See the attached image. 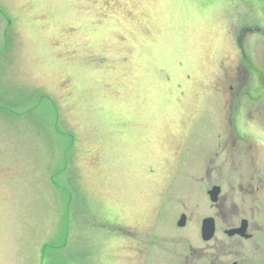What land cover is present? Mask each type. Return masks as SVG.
Here are the masks:
<instances>
[{"label": "rangeland", "instance_id": "rangeland-1", "mask_svg": "<svg viewBox=\"0 0 264 264\" xmlns=\"http://www.w3.org/2000/svg\"><path fill=\"white\" fill-rule=\"evenodd\" d=\"M210 216L264 264V0H0V264H213Z\"/></svg>", "mask_w": 264, "mask_h": 264}, {"label": "flooded vegetation", "instance_id": "flooded-vegetation-1", "mask_svg": "<svg viewBox=\"0 0 264 264\" xmlns=\"http://www.w3.org/2000/svg\"><path fill=\"white\" fill-rule=\"evenodd\" d=\"M215 186H218L220 188L218 194H217V197H216V200H212V197L210 198V200H212V202L214 204H216L214 207L217 209L220 207V205L222 204L223 202V199L222 198V201L220 200L221 198V194H222V187L220 185H214L213 187ZM250 191V190H249ZM209 192V191H208ZM253 191H250V193H252ZM256 191L254 190V193ZM255 200V199H254ZM221 202V203H220ZM170 203L168 201H162V203L160 204V206L158 207L157 209V218H158V221L161 222L162 224H166L167 222H165V211L166 209L169 207ZM182 216H185L186 219H187V215L183 212H181V216H180V219L178 220L177 224L179 226V222L181 221L182 219ZM207 218V217H206ZM210 218H212L214 220V223H215V232L213 234V236L208 239V240H205L203 238V240H205V243L207 244H211L214 248H218L219 247V250L221 251V254H219V257H217L216 260L213 261V264H244L245 260L243 258V255L241 254L240 251H236L234 248H229V251L228 252H225L224 251V248L227 247L225 245H219L218 243V238L216 236V230H217V222H216V218H214L213 216H210ZM178 219V214L176 213L175 215V219H172L171 221V225L167 224L171 229H173L172 225L174 226V224L176 223ZM126 226V225H125ZM244 226V232L243 233H235V234H229V230H234V229H239L241 227ZM129 229H130V225L127 226ZM175 227V226H174ZM261 226L257 225L256 222H255V215H252V217H248L247 215L243 216V218L241 219V222L239 225L237 226H232L230 228H227L225 229V233L230 237V238H234L235 240L237 241H251L254 237H255V232L260 229ZM133 229V230H132ZM132 229H130L132 235L130 237H124L125 239L126 238H130L131 240H135L137 245H138V251L142 254L144 253V248L141 246V243H143V245H145V248H147L146 251H149V253H151L153 251V245L155 244L154 243V240L152 237H150V232L148 233V237H143L141 234H139L138 231H134V227H132ZM153 229V227H152ZM151 229V230H152ZM174 230V229H173ZM203 235V233H202ZM216 236V237H215ZM157 240H159V237L157 238ZM228 246H231L233 247V245H228ZM150 248V250H148ZM148 255V254H147ZM224 256V257H228L229 256H232V255H238L240 256V260L239 259H230L229 258V261L227 259L225 260H221L220 259V256Z\"/></svg>", "mask_w": 264, "mask_h": 264}, {"label": "water", "instance_id": "water-1", "mask_svg": "<svg viewBox=\"0 0 264 264\" xmlns=\"http://www.w3.org/2000/svg\"><path fill=\"white\" fill-rule=\"evenodd\" d=\"M220 188L218 186L214 187L212 191H210V194L212 196V200H216L217 194L219 192ZM186 223V217L182 216L181 221L179 222V225H184ZM244 226L239 229L229 230V234H235V233H243L244 232ZM202 232L205 240L210 239L214 232H215V223L212 218H206L203 221V227Z\"/></svg>", "mask_w": 264, "mask_h": 264}, {"label": "crops", "instance_id": "crops-1", "mask_svg": "<svg viewBox=\"0 0 264 264\" xmlns=\"http://www.w3.org/2000/svg\"><path fill=\"white\" fill-rule=\"evenodd\" d=\"M69 224H71V222H69Z\"/></svg>", "mask_w": 264, "mask_h": 264}]
</instances>
